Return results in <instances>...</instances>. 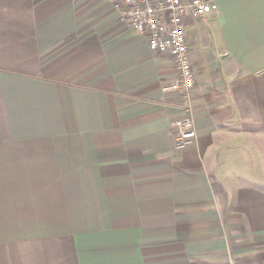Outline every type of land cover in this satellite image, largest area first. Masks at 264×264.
<instances>
[{
    "label": "crops",
    "instance_id": "obj_1",
    "mask_svg": "<svg viewBox=\"0 0 264 264\" xmlns=\"http://www.w3.org/2000/svg\"><path fill=\"white\" fill-rule=\"evenodd\" d=\"M186 20L182 94L113 0H0V264H264V0Z\"/></svg>",
    "mask_w": 264,
    "mask_h": 264
},
{
    "label": "built area",
    "instance_id": "obj_2",
    "mask_svg": "<svg viewBox=\"0 0 264 264\" xmlns=\"http://www.w3.org/2000/svg\"><path fill=\"white\" fill-rule=\"evenodd\" d=\"M115 8L136 34L144 36L152 52L171 57L177 78L164 84L163 92H175L184 97L182 117L176 122L178 135L175 147L185 149L197 138L191 92L195 72L190 57L186 20L200 24L218 11L215 2L206 0H113Z\"/></svg>",
    "mask_w": 264,
    "mask_h": 264
}]
</instances>
